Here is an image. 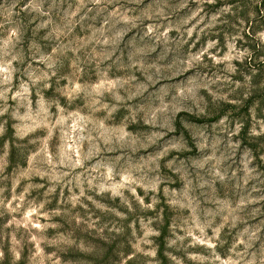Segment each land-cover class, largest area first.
Masks as SVG:
<instances>
[{"label":"rangeland","instance_id":"rangeland-1","mask_svg":"<svg viewBox=\"0 0 264 264\" xmlns=\"http://www.w3.org/2000/svg\"><path fill=\"white\" fill-rule=\"evenodd\" d=\"M0 264H264V0H0Z\"/></svg>","mask_w":264,"mask_h":264}]
</instances>
